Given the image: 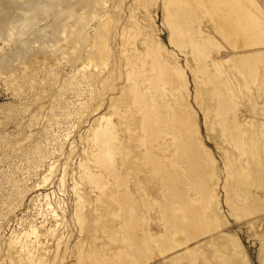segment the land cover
I'll use <instances>...</instances> for the list:
<instances>
[{"label":"rangeland","instance_id":"rangeland-1","mask_svg":"<svg viewBox=\"0 0 264 264\" xmlns=\"http://www.w3.org/2000/svg\"><path fill=\"white\" fill-rule=\"evenodd\" d=\"M27 1L5 12L3 4L9 2L0 0V264H32L16 240L31 224L40 226L47 209L38 197L44 194L62 212L57 210L61 218L55 223L47 217L45 228L58 230L54 237L40 234L33 264L40 259V264H116L148 234L173 236L180 246L140 264H190L192 250L200 253L196 264H219L220 255L231 264H263L264 0H180L189 2L194 15L189 36L168 17L178 0H106L88 13L94 18L85 26L87 33L99 25L106 29L94 45L76 42L75 23L53 11L39 12L8 40L3 25L23 24ZM249 15L262 24L260 44ZM259 53L263 60L255 82L253 68L241 57L258 59ZM157 55L164 71L160 80L152 68ZM89 60L90 66L77 72ZM138 102L160 113L158 136L145 127ZM102 117L111 118L119 138L111 177L93 168L91 156L89 134ZM185 128L208 161L203 187L182 191L205 223L187 234L162 219L167 179L148 162L155 157L166 169L184 167L173 143H183ZM84 160L92 163V173L108 177V190L98 191L81 178ZM75 184L86 205L81 235L72 222ZM124 190L135 214L136 243L124 231L132 212L119 210Z\"/></svg>","mask_w":264,"mask_h":264},{"label":"bare ground","instance_id":"bare-ground-1","mask_svg":"<svg viewBox=\"0 0 264 264\" xmlns=\"http://www.w3.org/2000/svg\"><path fill=\"white\" fill-rule=\"evenodd\" d=\"M8 2L9 3L3 4L4 11L8 8H11V6L16 5L19 2V0H8ZM100 2L102 4H105L106 0H101V1L100 0H79V1L77 0L76 2H75V0H29L23 6L24 7V9H23V11H24V14H23L24 20L23 21H24V23L21 25H14V23H12V24H10V23L6 24L5 23L6 25L4 24L2 29H4L5 31L7 30V32H8V35L6 36V38L8 40H13L15 37H17L16 35L18 32H21L22 30H24L26 28V26L29 25L30 22H32L36 19V17L38 19V16H36V15L39 12L44 13L47 11H51V12L53 11L57 14L56 16L65 15L64 18H67L72 23H75L74 28H76V30L73 32V34H74V40L76 42H80L82 45H88L90 43L94 45L97 41L101 42V40H99V38H101V36L105 33L104 31L106 29L105 30L102 29V26L99 25L95 29H93L91 34H89L85 31V26L90 21V18H94V16H92V17L89 16V14H88L89 11L91 9H93ZM176 2H177V3H175L176 5H174L175 7H173V5H172V9L171 8L169 9V12H168L169 16L168 17L171 20L175 19V21H177V22L179 21V23L181 24V27L183 29L182 33L184 32L188 35L189 31L191 32V30H192L190 27L194 21V15H193V13H191V11H189L190 9H189V2L188 1L178 0ZM190 2H191V0H190ZM172 4H174V3H172ZM209 4H210V2H209ZM62 5H64V6L62 7ZM214 5L215 4H213V8H215ZM80 10H82V14H78V11H80ZM93 12H94V9H93ZM248 18L251 19V25H252L254 33H255L256 42L260 44L259 41L263 35L262 24L255 17L253 18L249 15ZM5 21H7V20L5 19ZM173 22H174V20H173ZM106 24H108V23H106ZM103 26H105V25L103 24ZM181 27H180V30H181ZM0 31H3V30H0ZM195 34H196V32H195ZM225 35L227 36L228 39H230V36H229V33L227 30H226ZM156 52H159L158 47H156ZM19 55H21V54H19ZM78 56L80 57V54H78ZM255 56L256 55H251V56L247 55V56H243L241 58L243 59V62L245 64H246V62L250 63L251 68H253V75H254L253 80H255V82H256L259 79V74H260L259 68H258V66H259L258 60L260 62L263 60V54L259 53L258 59H256L257 57H255ZM20 57L22 58V55ZM75 57H73V58H75ZM251 57L255 60V64H254L253 59H251ZM74 60H76V58ZM74 60H73V62H75ZM91 63L92 62L90 60L87 61V63H81V66L79 67V70H77V72L85 71L90 66ZM152 63L154 64L152 68L155 69V72L157 73V75H156L157 78L159 80L163 79V77H164L163 64H162V60L159 58L158 55L155 56V58L152 60ZM103 65H105V64H103ZM134 70H136V68L132 67L131 71H134ZM218 72L221 75H223L226 79L230 78V76L225 73V70L221 71V67L218 68ZM231 80H232V78H231ZM135 98L137 99L136 96H135ZM139 102H138V104L140 105V107L143 110V120H144L145 127L150 131L149 132L150 134L158 136L162 132V128H161L162 127V119L160 117V113L156 109H154L153 107H151V106L146 107L144 104L139 103ZM171 119H173V117ZM100 121L101 122L97 123V126L95 128H92V129L89 128V129H91V132L89 134L90 143H91V146L93 148L92 151H94V153L92 152V154L91 153L90 154L92 156V162L94 164L93 168L98 167L99 169L103 170L102 172L106 171L109 174V177H111L112 176L111 174L116 172V165L117 164L115 165V162H116V155L119 151L117 148V144L119 143V138H118V135L116 134L115 125L111 121V118L102 117V119H100ZM180 131L184 135V136H181L184 138L183 143H181V142H179L178 144L173 143V145L175 146L174 150L179 154V156H182L184 158V162H185L183 164V165H185L184 167L181 165V167H179V168H177V166L174 167L173 170L172 169L171 170L166 169L164 167L162 161L159 160L158 158H155V157L150 158V161H148V162H150V164L152 166L151 169H153V172L156 175L161 173L162 174L161 177L165 178V180L167 179L166 184H164L166 187L167 196H168L167 201H166L167 203L165 202L163 206L162 205L160 206L161 215L163 217L162 219H164V222L166 223V225H170V227H173V231L176 230L177 227H180L182 229V231L185 232V234H187L188 232L189 233L192 232L191 230H193V228L196 229L197 231H201L205 227V225H204L205 223H203V217L201 215H197L196 212L193 211V207L188 203V201H190V200H188V201L186 200V198H185L186 196L185 197L183 196L182 191H185V190L188 191V189H190V188L200 189L203 187V185H204L203 177H204V174L206 171L208 161L205 158L203 151L200 150L199 147L197 146L196 141H194L193 136L187 132V129L185 128L184 130L182 129ZM86 146H87V144H86ZM88 150L86 149L85 151L88 152ZM84 155H85V152H84ZM179 156H177V157H179ZM82 157H83V155H82ZM80 159H82V158H80ZM86 160H84L83 162H80V164L78 163L79 164L78 168H80L81 178L85 179L86 180V181L84 180L85 182H88L89 184L93 185L94 188L97 189L98 191L103 190V188L105 186H107L106 180L108 179V177L106 176L107 179L104 180V178L102 177V175H100V173H99V175L92 173L91 172L92 170H90V168H89L90 167L89 165L92 163H90V160H89V162ZM53 169H54V166H53V164H51V166L49 167V173L50 174L53 172ZM177 169H180V170H177ZM47 179L48 178L44 177L43 183H45L47 181ZM81 180H80V182H81ZM62 181L63 180L61 178V182ZM74 186H75L74 190L73 189L72 190L74 191V195H75V205L73 206L74 207V213H73V221L72 222H74L73 224H75L77 226L78 231H79L78 234H79L82 232V230L84 228L83 222L85 220H84V215L82 213V209H84L83 207L84 206L86 207V205H84V199L82 197L83 195H80V193H79L81 190L79 191V188L76 186V184ZM112 187H114V186H112ZM109 188H104V189L108 190ZM126 189H127V187H126ZM106 192L109 193L108 191H106ZM101 194H104V193L101 192ZM122 195L123 196L121 198L120 197L118 198V199H120V201L117 200L118 202H120V204L117 202L119 205V210L125 209L126 211H128V213L132 212L133 208L131 207L130 202L127 199V191L124 190ZM97 196H98V194H97ZM109 197H111V196H109ZM38 198L45 200V206L47 209L46 214H44V215L40 214L41 217L43 218L42 222L40 223V226L36 227V225L31 224L29 226L28 230L25 231L24 233H22L21 236L16 240V245L20 244V247L17 246L20 248V250H21L20 252L26 254L27 257L26 256L25 257L30 262H32V264L35 263V260H37V256L34 255L35 250H33V249H35V245H38L39 241L37 242V240H39L40 234H42L46 238H47V236L54 237L55 234L57 233V232L55 233V231L58 230L57 226H55V228L53 226H52L53 228H51V226H48L49 228H45L44 224H46L48 222L47 217L49 216L48 219L53 220V222L55 223L58 219L60 220V218H61V216H59L57 210L59 209L62 212V208L60 207V204L58 202L55 203V206L52 205V203L50 202V198H49L48 194L39 195ZM96 200H98V199H96ZM106 204H108V203H106ZM106 204H105V206H106ZM171 205L176 206V209L172 208L173 212L171 211L172 210ZM99 208H100V206H99ZM174 210H176V212H174ZM134 215L135 214L132 212V214H130L127 217V219H126L127 221L124 222V223H126V225L124 227L125 228L124 231H125L126 235L128 236V237H126V239L130 243H134V242L136 243L137 242V240L135 238L136 234L133 231L134 226L132 225V223H134V221H135ZM51 220H50V222H51ZM178 223H181V224H178ZM58 225H59V223H58ZM74 229H75V227H74ZM79 235H81V234H79ZM30 239L34 240V241H31L33 244H30ZM151 244L153 245V247L151 246ZM261 244H262L261 245V251L263 253V260H264V240H263V243H261ZM58 246H59V242L56 245V247H57L56 249H58ZM179 246L180 245L175 243L173 236H169V237L165 236V237H161L160 239H157V238H154L152 235L148 234V235L143 236V239L139 242V244L137 246L134 247L132 252L127 253V255L123 256L120 259V261L116 264H140L142 261L149 259L150 256H152L156 252L162 254V253H165L167 251L174 250L175 248H177ZM13 248H14V246H13ZM183 249L187 250V247L184 246ZM30 250H33V251L29 252ZM196 250H197V248H196ZM57 251H59V250H57ZM233 251H234V255L238 254V251L236 249V244L233 245ZM198 253H196L195 250L191 251V261L192 262L190 261L191 262L190 264H196V262H194V261L196 259H198V257H197ZM216 254H218V252ZM55 258H56V255H55ZM219 258H220L219 264H231L230 260L227 257L220 255ZM41 260L42 259H40V261ZM171 260L177 263L178 256L174 255ZM20 261H21V259H20ZM40 261H37L38 262L37 264H40ZM18 262H19V260H18ZM30 262H28V263H30ZM263 264H264V261H263Z\"/></svg>","mask_w":264,"mask_h":264}]
</instances>
